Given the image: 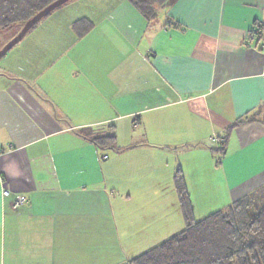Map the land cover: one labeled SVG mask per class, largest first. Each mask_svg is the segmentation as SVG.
Listing matches in <instances>:
<instances>
[{"label": "crops", "instance_id": "crops-1", "mask_svg": "<svg viewBox=\"0 0 264 264\" xmlns=\"http://www.w3.org/2000/svg\"><path fill=\"white\" fill-rule=\"evenodd\" d=\"M72 2L0 59V264H126L184 228L178 171L196 219L264 187V0Z\"/></svg>", "mask_w": 264, "mask_h": 264}, {"label": "trees", "instance_id": "trees-1", "mask_svg": "<svg viewBox=\"0 0 264 264\" xmlns=\"http://www.w3.org/2000/svg\"><path fill=\"white\" fill-rule=\"evenodd\" d=\"M55 1L0 0V33L18 24L22 28L28 20ZM128 1L146 18L152 19L156 17L158 9L175 0ZM90 29L91 23L88 21L81 20L74 24V30L80 37ZM262 30L259 27L258 33ZM254 119L253 116L244 121ZM229 132L230 129L220 143L218 151L222 154ZM115 141L113 132L92 139L102 150H114ZM174 187L184 228L126 264H264V187L235 201L227 209L215 211L201 219L194 216L193 204L179 171L174 176Z\"/></svg>", "mask_w": 264, "mask_h": 264}, {"label": "rangeland", "instance_id": "rangeland-1", "mask_svg": "<svg viewBox=\"0 0 264 264\" xmlns=\"http://www.w3.org/2000/svg\"><path fill=\"white\" fill-rule=\"evenodd\" d=\"M72 1H74V0H72ZM72 1H70L69 3H71ZM72 3H74V2H72ZM68 4V3H67ZM163 8V9H162ZM159 11H158V14H161V13H159L161 10H164V8L165 7H162ZM56 11V10H55ZM55 14V13H54ZM56 15H58V14H56ZM56 15H55V17H56ZM53 16V15H52ZM59 16V15H58ZM158 17H160V16H158ZM51 18V17H50ZM50 18H48V19H50ZM44 20V19H43ZM42 20V21H43ZM22 28H21V25L20 24H18V25H15L13 28H11V29H9V30H6V31H3V32H1L0 33V50L7 44V43H9L14 37H16L17 35H18V33L20 32V30H21ZM28 35V34H27ZM105 152H107V150L105 151ZM212 208H217V207H212ZM216 210H218V209H212V211H208V213H204L203 215H201V217L200 218H202V217H205V216H207V215H209V214H211V213H213V212H215ZM183 224H184V222H183ZM160 226V225H159ZM159 226L157 227V228H159ZM184 226V225H183ZM183 226L181 227V228H183ZM166 230H167V228H162V229H158V231L157 232H155V233H157V235H161L162 234V237H159L158 236V238H156V237H151L150 239H148V243L147 244H145V245H143L142 247H134V252H128L129 250L127 249V251L126 250H124V253H125V257L126 258H128V259H132V258H134V257H136V256H138V255H140V254H142L143 252H145V251H147V250H149L150 248H152V247H154V246H156L157 244H159V243H161V242H163L164 240H166L167 238H169V237H171V236H173V235H175V234H177V233H179L180 232V229H178V230H171L170 232H166ZM152 233H150V234H148V236L149 235H151ZM147 238V237H146ZM153 238H155V239H153ZM151 239H153V240H151Z\"/></svg>", "mask_w": 264, "mask_h": 264}, {"label": "water", "instance_id": "water-1", "mask_svg": "<svg viewBox=\"0 0 264 264\" xmlns=\"http://www.w3.org/2000/svg\"><path fill=\"white\" fill-rule=\"evenodd\" d=\"M72 0H56L46 8H44L42 11L38 12L34 17H32L30 20H28L18 35L14 37L9 43H7L1 50H0V59L5 56L14 46H16L18 43H20L23 38L37 25L39 24L43 19L48 17L51 13H53L55 10L61 8L62 6L66 5Z\"/></svg>", "mask_w": 264, "mask_h": 264}, {"label": "built area", "instance_id": "built-area-1", "mask_svg": "<svg viewBox=\"0 0 264 264\" xmlns=\"http://www.w3.org/2000/svg\"><path fill=\"white\" fill-rule=\"evenodd\" d=\"M212 141L216 144L220 143V139L218 137H213ZM3 196L6 198H11V203H10V208L12 211L16 212L18 210H20L22 207L25 206V204L27 203V198L22 196V195H14L12 197V193L5 189L3 191Z\"/></svg>", "mask_w": 264, "mask_h": 264}]
</instances>
